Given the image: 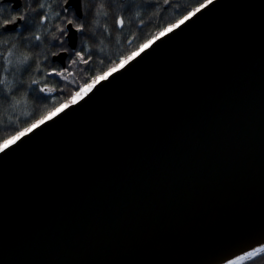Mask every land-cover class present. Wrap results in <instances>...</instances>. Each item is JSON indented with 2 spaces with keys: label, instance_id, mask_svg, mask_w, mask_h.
<instances>
[{
  "label": "water",
  "instance_id": "obj_1",
  "mask_svg": "<svg viewBox=\"0 0 264 264\" xmlns=\"http://www.w3.org/2000/svg\"><path fill=\"white\" fill-rule=\"evenodd\" d=\"M257 240L264 0H210L0 149V264H220Z\"/></svg>",
  "mask_w": 264,
  "mask_h": 264
},
{
  "label": "trees",
  "instance_id": "obj_2",
  "mask_svg": "<svg viewBox=\"0 0 264 264\" xmlns=\"http://www.w3.org/2000/svg\"><path fill=\"white\" fill-rule=\"evenodd\" d=\"M116 2L122 3L121 0H116ZM48 3L52 5L50 9L39 10L41 14L45 12L49 14L50 18L47 21L40 20L38 15L32 13L29 17V23L25 27L20 28L19 33L16 34L18 38L23 37L21 44L27 46L29 50L36 49L38 51L43 43H49L50 37L48 33L57 31L56 25L62 23L61 17L66 15L62 8L58 6L60 0H48ZM200 3H205V0H169L167 4H164L163 0H149L148 3H145L144 0H136L135 4L119 10V14L125 20L123 27L114 24L112 13L115 5L109 10L108 16L97 18L94 17L93 13V17L100 21V25L96 27L99 39L95 43H99L100 39L104 40V43L101 45L104 51L101 52L98 48L92 49V59L87 65L78 63L76 66H68L69 70L73 73L70 79H75L76 83H70L53 74L51 77L46 78L40 85H32V88L29 89L30 100H34L39 104H47L49 105L48 109L60 102H65L74 91H78L77 85H82L85 81L90 82L94 75L106 71L112 64L118 63L121 56L128 55L146 40L151 39L153 36L157 37L158 35L156 34L161 29L167 28L169 24L174 23L182 14ZM137 4L139 5L138 7L136 6ZM153 10L157 11V15L151 16ZM57 12L60 13L59 17L55 15ZM137 12L140 13L139 16L136 15ZM71 13L72 11H69L68 14L71 15ZM104 25L108 26L107 29H105ZM89 26L90 21H85V28ZM38 28L39 39L29 38L27 34L37 31ZM113 29L119 34L118 38L114 36ZM85 35L88 34L85 32ZM65 37H63L64 41L66 40ZM79 40L80 36L78 38L77 48L81 47ZM59 42L51 39L49 46L54 47ZM0 49H2V46H0ZM3 55V51L0 50V78L6 75L11 76L16 71L14 65L9 64L7 60L2 58ZM53 59L54 56L50 57V60L43 61L42 67H48L50 63L52 65H60ZM29 63L32 62L29 61ZM20 69L21 79H23L27 76L28 63L21 65ZM44 74L43 71L37 72V75ZM48 81L54 82L53 84H49V87H52L54 91L51 94L40 92V87ZM2 87L0 85V89ZM46 111L40 110L38 116L36 112H33V105L29 103H26L16 111H6L0 108V142L14 136L17 131L38 119ZM263 257L261 256L259 259L251 261V264H255ZM243 264H249V261Z\"/></svg>",
  "mask_w": 264,
  "mask_h": 264
},
{
  "label": "snow or ice",
  "instance_id": "obj_3",
  "mask_svg": "<svg viewBox=\"0 0 264 264\" xmlns=\"http://www.w3.org/2000/svg\"><path fill=\"white\" fill-rule=\"evenodd\" d=\"M106 2L111 6L115 5L112 13L114 24H118L123 27L125 20L124 17L119 14V10L135 4L136 0H123L122 3H117L116 0H106ZM208 2H210V0H205V3H200L196 7H192L191 10L186 11L178 19H176L174 23L169 24L167 28L161 29L156 35H163L165 32L170 31L171 29L182 24L185 20L191 17L193 13L204 8L206 3ZM33 3L38 5V10L35 12L32 11ZM85 4L86 0H79L78 8L73 11L71 15H69V9H71L73 5L70 3V0H60V4L58 6L62 8L66 15L61 17L62 23L56 25V32L58 33V36L53 37L52 40L60 41L54 47H58L61 49L59 53L54 54V57H60L61 59L65 60L66 65L60 66L57 64L55 67H49L48 71L44 74L46 78L51 77L54 74L56 77L62 78L63 80L69 81L70 83H76L75 79H70L73 76V73L69 70L68 66L78 63L87 65L92 59V49L88 48L86 45L84 47H68L66 49L64 48L65 41L61 39L65 36H68L72 30H75V33L79 34L80 37H83L85 35V21L87 18ZM65 5H67V7H64ZM136 6L138 7L139 5L137 4ZM51 7L52 5L48 3V0H30L27 5H25L22 0H19V2H17V0H0V36H3L6 33L18 34L19 29L25 27L29 23V17L32 13L38 15L40 20L47 21L50 18L49 14L46 12L44 14H41L39 10L50 9ZM55 15L59 17L60 13L57 12ZM96 15L108 16L109 14L107 12L102 13L101 11L97 10ZM137 15H139V12H137ZM104 27L105 29H107L108 26L104 25ZM31 35L33 39H39V28L37 31L31 32ZM155 39L156 36H153L151 37V39H148L144 43L140 44L128 55L121 56L118 63L112 64V66L108 67L106 71H102L94 75L91 78L90 82L85 81L84 84L77 85L78 91H74L65 102L56 104L52 108L48 109L38 119L34 120L32 123L27 124V126L22 128L21 130L17 131L14 136L10 137L8 140L0 142V149L9 144L11 141L16 140L24 133L30 132L32 129L36 128L37 125L44 123L49 118L61 112V110L64 109L68 103L75 102L78 97L89 91L92 88L93 84L107 77L109 73L116 71L117 68L124 65L127 61L131 60L142 49L151 44ZM62 54L66 55L62 56ZM25 62L26 61H22V63ZM0 80H3V78H0ZM53 91L54 90L46 84L40 87V92L42 93L51 94ZM240 251L242 253V255L240 256L232 254V258H230L229 256L222 257L220 264H234V259L239 260L245 257L248 258L249 264H251V261L264 256V240H257L254 244H251L247 248L241 249Z\"/></svg>",
  "mask_w": 264,
  "mask_h": 264
},
{
  "label": "clouds",
  "instance_id": "obj_4",
  "mask_svg": "<svg viewBox=\"0 0 264 264\" xmlns=\"http://www.w3.org/2000/svg\"><path fill=\"white\" fill-rule=\"evenodd\" d=\"M22 2L27 5L30 0H22ZM144 2L148 3L149 0H144ZM167 2L168 0H163L164 4H167ZM111 7L112 6L109 5L106 0H86V22L90 21V26L85 28V32L88 35L80 37L79 43L81 47L86 45L90 49L98 48L101 52L104 51V48L101 47V45L104 43V40L100 39L99 43H95V41L99 39L96 27L100 25V21L97 18L104 15L97 16L96 13L97 10H99L102 13L107 12L109 14ZM37 10L38 5H34L33 3L32 11L35 12ZM93 13L94 17L97 18L93 17ZM155 15H157V11L153 10L151 12V16ZM113 34L117 38L119 37V34L116 33L114 29ZM27 35L29 38H32L31 32H29ZM48 36L50 37L51 41L53 37L58 36V33L53 31L48 33ZM21 40H23V37L18 38L16 34H4L3 36H0V46H2V49L0 50H2L4 53L2 58L7 60L9 64H12L16 67V71L13 72L11 76L6 75L3 77V80H0V85L3 86L2 89H0V108H3L6 111H16L22 108L26 103H29L33 105V112H36L39 116L40 110H48L49 105L39 104L34 100H30L29 89L32 88V85H40L46 80L44 75H37V72L43 71L46 73L49 67H55L56 65H52L51 63L48 67H42V62L45 60H50V57H53L54 54L59 53L61 49L58 47H50L49 41V43H43L42 47H40L38 51L36 49L29 50L27 46L21 44ZM68 47V42L65 40L64 48L67 49ZM22 61L26 62L22 63ZM29 61L32 63H29ZM26 63H28V70L26 71L27 76L21 79L20 66ZM76 65L77 64H74L73 66ZM53 83V81H48L44 84L49 86V84ZM50 88L53 89L52 87Z\"/></svg>",
  "mask_w": 264,
  "mask_h": 264
},
{
  "label": "flooded vegetation",
  "instance_id": "obj_5",
  "mask_svg": "<svg viewBox=\"0 0 264 264\" xmlns=\"http://www.w3.org/2000/svg\"><path fill=\"white\" fill-rule=\"evenodd\" d=\"M69 11H74V10H69ZM64 12V11H63ZM65 13V12H64ZM66 14V13H65ZM255 264H264V257L258 260Z\"/></svg>",
  "mask_w": 264,
  "mask_h": 264
}]
</instances>
